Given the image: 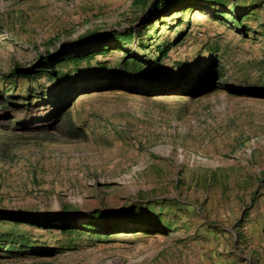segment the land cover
<instances>
[{
	"label": "rangeland",
	"instance_id": "rangeland-1",
	"mask_svg": "<svg viewBox=\"0 0 264 264\" xmlns=\"http://www.w3.org/2000/svg\"><path fill=\"white\" fill-rule=\"evenodd\" d=\"M174 1L0 0V264H264V0Z\"/></svg>",
	"mask_w": 264,
	"mask_h": 264
},
{
	"label": "trees",
	"instance_id": "trees-1",
	"mask_svg": "<svg viewBox=\"0 0 264 264\" xmlns=\"http://www.w3.org/2000/svg\"><path fill=\"white\" fill-rule=\"evenodd\" d=\"M181 2L180 1H174V0H156V2H155V4H154V6H155V8L160 12V10L161 9H170L171 7H173V6H175V5H178V4H180ZM160 53H162V55H166V53H167V49L166 48H161L160 49ZM93 56V55H92ZM133 64H135V62H133ZM131 65V67L129 68L128 66H126V69L127 70H129V69H133L134 71H138V69H137V67L136 66H134V65ZM11 76H10V79H12L13 80V82L14 83H16V81H18L19 79H21V78H26V79H29V76L26 74V75H17L16 74V72H13V73H11L10 74ZM185 77H187V76H181L180 78H179V81L178 82H172V83H174L175 84V86L176 87H180L181 85L183 86V84H186V85H191L192 84V86L195 84L196 85V83L197 82H199V78H194V77H192V78H190V79H192V80H190V79H187L186 81H185ZM195 85L193 86V87H195ZM184 87V86H183Z\"/></svg>",
	"mask_w": 264,
	"mask_h": 264
}]
</instances>
